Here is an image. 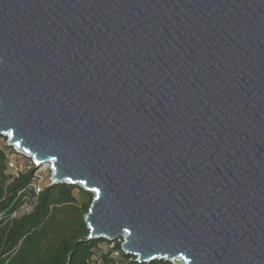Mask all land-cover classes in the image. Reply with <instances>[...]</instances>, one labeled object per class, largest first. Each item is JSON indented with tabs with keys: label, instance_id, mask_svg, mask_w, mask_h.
Here are the masks:
<instances>
[{
	"label": "water",
	"instance_id": "1",
	"mask_svg": "<svg viewBox=\"0 0 264 264\" xmlns=\"http://www.w3.org/2000/svg\"><path fill=\"white\" fill-rule=\"evenodd\" d=\"M94 194L140 263L264 264V0H0V135Z\"/></svg>",
	"mask_w": 264,
	"mask_h": 264
},
{
	"label": "trees",
	"instance_id": "2",
	"mask_svg": "<svg viewBox=\"0 0 264 264\" xmlns=\"http://www.w3.org/2000/svg\"><path fill=\"white\" fill-rule=\"evenodd\" d=\"M0 138L6 140L0 148V264H175L165 259L140 263L122 250V240L89 238L85 215L94 194L69 183L50 184L37 193L31 158ZM11 153L24 157L23 163L17 161L23 167L17 173L9 167ZM76 188L88 198L78 200ZM26 205L29 211L21 213ZM61 214L69 216L60 219Z\"/></svg>",
	"mask_w": 264,
	"mask_h": 264
},
{
	"label": "built area",
	"instance_id": "3",
	"mask_svg": "<svg viewBox=\"0 0 264 264\" xmlns=\"http://www.w3.org/2000/svg\"><path fill=\"white\" fill-rule=\"evenodd\" d=\"M6 138H7V143L10 145V143H9V134H7V135H4ZM10 146H12V145H10ZM13 147V149H14V151L17 153V154H20V155H24V156H27V155H25L24 153H22V152H19V151H17V149L14 147V146H12ZM14 156H15V154L14 153H11L10 155H9V167H10V169L13 171V172H16L17 173V171L18 170H21L23 167H22V165H20L16 160H15V158H14ZM28 157V156H27ZM29 158H31V157H29ZM31 162L33 163V165L36 167V180L34 181V183H33V188L36 190V192L37 193H39L42 189H43V187H44V185H43V175H41L40 174V168H41V166L42 165H47V166H49V168H50V170H51V172H52V176H53V173H54V170H53V166H52V162H44V163H40V162H36L35 160H34V158H31ZM52 184H56V181L52 178ZM118 240H122V239H118ZM122 242H123V240H122Z\"/></svg>",
	"mask_w": 264,
	"mask_h": 264
},
{
	"label": "rangeland",
	"instance_id": "4",
	"mask_svg": "<svg viewBox=\"0 0 264 264\" xmlns=\"http://www.w3.org/2000/svg\"><path fill=\"white\" fill-rule=\"evenodd\" d=\"M5 139L4 138H0V148H4L5 147ZM15 160L18 161L19 163H23L24 162V157L23 156H19V155H15L14 156ZM40 174L43 175V185L44 186H47V185H50L52 184V172L49 168V166L47 165H42L41 168H40ZM75 195L77 196L78 200L80 201H84L86 198H88L87 196L84 197L83 194L79 191L78 188L75 189ZM29 211V207L28 205L24 206V208L21 209V213L23 212H27ZM66 216H69L68 214H61L59 215V218L62 219ZM58 218V219H59ZM102 247H106L105 244H102Z\"/></svg>",
	"mask_w": 264,
	"mask_h": 264
}]
</instances>
